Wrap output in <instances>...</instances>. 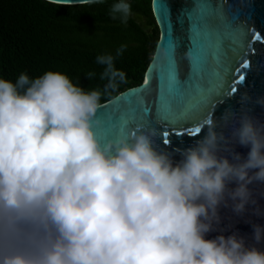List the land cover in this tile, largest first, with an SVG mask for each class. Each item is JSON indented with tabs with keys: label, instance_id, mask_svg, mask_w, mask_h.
I'll list each match as a JSON object with an SVG mask.
<instances>
[{
	"label": "clouds",
	"instance_id": "obj_1",
	"mask_svg": "<svg viewBox=\"0 0 264 264\" xmlns=\"http://www.w3.org/2000/svg\"><path fill=\"white\" fill-rule=\"evenodd\" d=\"M108 15L127 24L131 4L116 0ZM126 47L96 57L102 89L51 70L0 78V264H264V250L235 232L207 238L221 208L264 214L250 187L264 185V123L243 107L213 113L201 138L171 151L159 147L155 128L127 120L101 135L102 97L127 79L115 67ZM252 228L258 245L264 226Z\"/></svg>",
	"mask_w": 264,
	"mask_h": 264
},
{
	"label": "water",
	"instance_id": "obj_2",
	"mask_svg": "<svg viewBox=\"0 0 264 264\" xmlns=\"http://www.w3.org/2000/svg\"><path fill=\"white\" fill-rule=\"evenodd\" d=\"M152 9L160 37L143 81L102 102L98 132L111 133L113 125L118 128L127 120L132 127L155 128L159 147L171 151L187 148L203 135L177 137L174 131L199 127L213 113L219 119L225 110L239 114L243 107L264 123V105L256 103L264 98V0H152ZM135 18L143 21L142 15ZM242 62L249 68L242 69ZM170 70L176 74L181 93L177 97L169 88ZM240 75L245 76L244 81H239ZM245 93L250 99L242 102ZM164 131L169 132L167 145L163 143ZM236 151L246 155L248 149L237 146ZM175 159L179 160V155ZM250 187L256 189L264 213V185ZM254 207L249 205L239 216L230 208H221V223L207 238L235 232L246 244L264 250V240L256 245L253 239L252 225L264 226V214L254 215Z\"/></svg>",
	"mask_w": 264,
	"mask_h": 264
},
{
	"label": "trees",
	"instance_id": "obj_3",
	"mask_svg": "<svg viewBox=\"0 0 264 264\" xmlns=\"http://www.w3.org/2000/svg\"><path fill=\"white\" fill-rule=\"evenodd\" d=\"M114 2L68 7L47 0H0V78L15 82L21 73L35 78L51 70L68 74L85 90L102 89L107 81L99 79L103 66L95 63L96 57L115 55L123 44L127 47L115 67L126 73V82L101 103L139 85L160 37L152 0H128L132 16L127 24L108 15ZM137 14L143 16L141 23ZM88 72L96 77L89 80Z\"/></svg>",
	"mask_w": 264,
	"mask_h": 264
},
{
	"label": "snow or ice",
	"instance_id": "obj_4",
	"mask_svg": "<svg viewBox=\"0 0 264 264\" xmlns=\"http://www.w3.org/2000/svg\"><path fill=\"white\" fill-rule=\"evenodd\" d=\"M255 38L257 40L260 39L259 36H256ZM241 68L242 69H248L249 68V64L247 62H242ZM239 70L240 69H237V71H239ZM244 80H245V76L244 75H240L239 76V81H244ZM148 82L149 81L146 79L145 80V84H148ZM177 83L178 82L176 81V74H175V72L170 70L169 71V88L170 89H174V91H173V96L174 97H177V96H180L181 95L178 86H176ZM231 91L232 92H236L237 89L236 88H231ZM199 132H200V128L199 127H195V128L185 129L184 131H174V135L177 136V137L182 136V135H185V134H187L189 136H195ZM163 137H164L163 143L165 145L169 144L170 143V140L168 139V137H169V132L168 131H164L163 132Z\"/></svg>",
	"mask_w": 264,
	"mask_h": 264
}]
</instances>
